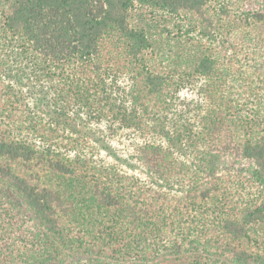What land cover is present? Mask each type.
<instances>
[{
	"label": "trees",
	"instance_id": "trees-1",
	"mask_svg": "<svg viewBox=\"0 0 264 264\" xmlns=\"http://www.w3.org/2000/svg\"><path fill=\"white\" fill-rule=\"evenodd\" d=\"M0 264H264V0H0Z\"/></svg>",
	"mask_w": 264,
	"mask_h": 264
},
{
	"label": "rangeland",
	"instance_id": "rangeland-1",
	"mask_svg": "<svg viewBox=\"0 0 264 264\" xmlns=\"http://www.w3.org/2000/svg\"><path fill=\"white\" fill-rule=\"evenodd\" d=\"M121 86L122 88H128L125 81L121 80ZM124 95V94H123ZM122 96V95H121ZM39 96L38 95H33L31 100V106L35 107V110L39 112H42V109L47 107L46 109L51 110V113L54 115H57V112L60 111V109H58V107L54 108L53 106L49 107V105L47 104L46 99H43L41 101H38L37 98ZM123 97V96H122ZM128 97V96H127ZM181 97L182 99L191 102L192 100H196L198 98L197 94H196V90H183L181 92ZM50 118L47 117L45 121H49ZM71 120V119H70ZM70 124H75L74 122L70 121ZM69 125H67V130L66 132L69 130ZM97 131H99L98 129H96ZM149 135V136H148ZM141 135H139L138 133H133L130 130H126L123 135L115 137V138H107L106 142H108L111 145V148L113 149V153L115 154V156H113V154H111L109 151L107 150H102L99 148V144L95 141V139L93 137H91V139H89V142L97 147H95L93 149V152L91 153L92 155H94L95 158L97 159H102L104 160L106 163H119L121 168L125 171H127L128 173H137L139 174L141 177L146 178L145 173L141 170V168H136V169H132L130 166L132 164H137L136 158H135V154H136V148L143 144L147 139H150V133H148L146 136V138L140 137ZM95 138H98V135L96 134ZM40 144L42 145L43 143L40 141ZM47 145V143L45 144V146ZM74 153L72 152L71 155H73ZM86 154H89V151H86ZM126 162V163H122L121 162Z\"/></svg>",
	"mask_w": 264,
	"mask_h": 264
}]
</instances>
